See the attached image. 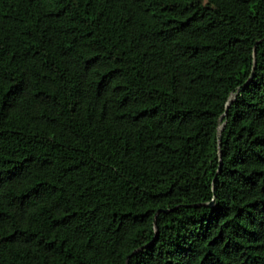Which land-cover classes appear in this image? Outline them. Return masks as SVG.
Segmentation results:
<instances>
[{
	"label": "trees",
	"instance_id": "16d2710c",
	"mask_svg": "<svg viewBox=\"0 0 264 264\" xmlns=\"http://www.w3.org/2000/svg\"><path fill=\"white\" fill-rule=\"evenodd\" d=\"M0 264H264V0H0Z\"/></svg>",
	"mask_w": 264,
	"mask_h": 264
}]
</instances>
